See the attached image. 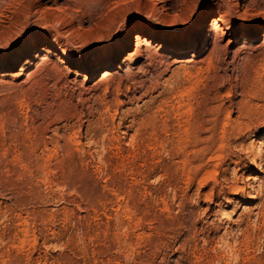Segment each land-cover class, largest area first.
<instances>
[{
  "label": "rangeland",
  "instance_id": "obj_1",
  "mask_svg": "<svg viewBox=\"0 0 264 264\" xmlns=\"http://www.w3.org/2000/svg\"><path fill=\"white\" fill-rule=\"evenodd\" d=\"M0 264H264V0H0Z\"/></svg>",
  "mask_w": 264,
  "mask_h": 264
},
{
  "label": "bare ground",
  "instance_id": "obj_2",
  "mask_svg": "<svg viewBox=\"0 0 264 264\" xmlns=\"http://www.w3.org/2000/svg\"><path fill=\"white\" fill-rule=\"evenodd\" d=\"M215 22V21H214ZM215 24H217V23H215ZM214 24V25H215ZM212 27V26H211ZM215 27H213V29H214ZM202 36V35H201ZM136 37V39L138 40V41H144L146 38L142 35V34H138L137 36H135ZM200 37V36H199ZM149 39V38H148ZM146 42V41H145ZM131 45V42L129 41L128 43H127V46H130ZM46 49V48H45ZM45 49H43V48H41V50H45Z\"/></svg>",
  "mask_w": 264,
  "mask_h": 264
}]
</instances>
